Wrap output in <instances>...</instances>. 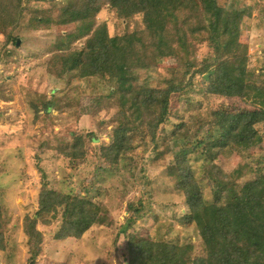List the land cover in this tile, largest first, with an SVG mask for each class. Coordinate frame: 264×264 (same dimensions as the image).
I'll use <instances>...</instances> for the list:
<instances>
[{
    "label": "rangeland",
    "instance_id": "obj_1",
    "mask_svg": "<svg viewBox=\"0 0 264 264\" xmlns=\"http://www.w3.org/2000/svg\"><path fill=\"white\" fill-rule=\"evenodd\" d=\"M30 1L31 5L39 6L49 3ZM55 1L61 6L86 2ZM259 2L263 0H237L227 6L233 12L241 10L237 19L242 29L243 50L258 75L264 71V27L259 25L262 13L257 7ZM97 20L105 22L112 35L143 28L141 16L122 17L111 6H105ZM17 22L12 9L0 8V214L7 242V248L0 250V264H31L24 219L38 210L43 186L91 199L106 210L80 238L58 239L61 221L53 224L40 221L38 228L44 241L36 264H129V232L155 243L191 244L193 258L206 256L207 246L197 224L187 218L190 208L183 190L176 187L168 169L178 154L187 155L194 175L206 189V197H211L205 176L206 158L198 156L187 143L194 140L196 122L188 124L191 136L185 142L172 141L165 159L153 160L151 138L137 136L135 149L118 166L108 167L101 151L113 141L118 79L112 75L85 76L78 70L65 72L48 61L52 43H59V39L73 32L70 26H56L47 31L21 28L15 31L18 45L13 42L4 45ZM82 45L83 40H78L72 47ZM191 55L189 64L193 67H185L175 57H158L151 58L150 66L134 68L127 75L137 88L148 92L165 87L174 76L178 82L188 83L194 68L215 61L206 44H197ZM202 76L197 75L184 91L172 96L171 117L166 121L169 127L182 120L187 122L190 115L205 121L208 108L220 104L237 113L256 109L251 100L238 96L206 94ZM50 101L53 108L47 113L44 106ZM77 134L87 137L86 154L82 160L69 162L62 151ZM92 134L97 138L94 141L88 138ZM248 150L247 157L242 158L226 149L219 161L222 169L235 177L236 170L247 162L259 164L258 171L264 172V124ZM237 177V182L242 183L243 177ZM155 264L185 263L175 258L157 260Z\"/></svg>",
    "mask_w": 264,
    "mask_h": 264
},
{
    "label": "trees",
    "instance_id": "obj_2",
    "mask_svg": "<svg viewBox=\"0 0 264 264\" xmlns=\"http://www.w3.org/2000/svg\"><path fill=\"white\" fill-rule=\"evenodd\" d=\"M48 1V5L39 6L31 5L30 0H0V8L12 9L18 21L4 45L11 42L18 45L15 31L21 28L47 31L56 26H70L73 32L59 39V43H52L49 50L53 52L48 61L65 72L78 70L85 76L112 75L118 79L113 141L101 151L108 167L118 166L135 149L137 136L151 138L153 160H163L174 139L185 142L191 136L188 124H197L194 140L187 143L198 156L206 158L205 176L211 197H206V189L194 175L187 155L178 154L168 169L176 187L183 190L190 208L187 218L197 224L208 253L193 258L191 244L155 243L129 232V264H155L157 260L175 258L185 264H264V172L258 171L259 164L244 162L235 172V177H243L240 183L219 163L226 149L247 157L248 146L264 124V79L261 78L264 71L258 75L243 50L242 29L237 19L241 10L233 12L227 7L237 0H86L62 6L55 0ZM105 6H111L122 17L141 16L143 28L112 35L107 24L97 20ZM257 7L262 12L259 25L264 27V0ZM78 40H83V45L73 48ZM197 44H206L215 61L194 68L188 83L203 75L206 94L238 96L251 100L256 109L237 113L220 104L208 108L205 121L190 115L187 122L182 120L173 127L166 124L171 117L172 96L184 91L188 83L178 82L174 76L165 87L148 92L137 88L127 73L150 66L151 58L158 57H175L185 67H193L189 62ZM52 108L51 101L44 106L47 113ZM88 138L97 139L93 134ZM86 140V135H74L71 144L62 151L69 162L84 159ZM38 158L41 163L42 159ZM40 163L37 166L43 171ZM105 210L91 199L43 186L38 210L24 219L31 264H36L43 249L40 221L53 224L60 220L58 239L80 238ZM5 234L0 214V250L7 248Z\"/></svg>",
    "mask_w": 264,
    "mask_h": 264
}]
</instances>
